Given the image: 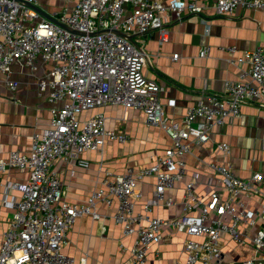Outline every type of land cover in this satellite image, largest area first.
I'll use <instances>...</instances> for the list:
<instances>
[{
    "label": "built area",
    "instance_id": "built-area-1",
    "mask_svg": "<svg viewBox=\"0 0 264 264\" xmlns=\"http://www.w3.org/2000/svg\"><path fill=\"white\" fill-rule=\"evenodd\" d=\"M37 4L38 0H0V81L15 91L13 64L36 75L39 64L50 63L51 71L38 76L37 88L54 104L50 125L30 136V153L13 152L0 159V177L11 170L29 173L27 182L4 186L20 199L12 201L15 213L3 234L0 264H76L64 248L76 220L86 214L94 220L111 218L123 226L125 236L135 237L124 264H145L149 250L165 241L166 230L187 236L186 260L176 264H264V176L256 172L241 178L228 161L197 158L208 171L212 189L207 194L197 191L198 171L185 181L187 157L194 156V147L208 144L228 119L240 116L242 107L264 108V48L241 56L229 48L228 62L239 68L238 80L225 81L222 95H205L177 123L165 115L162 87L144 75V41L129 38L156 31L160 43L167 42L169 19L164 14L177 21L186 12L202 18L203 6L194 0H75L57 17L47 19L32 7ZM214 8L218 16L241 8L264 18V0H217ZM207 56L208 49L200 52L201 58ZM178 59L174 54L172 60ZM245 64L249 69H243ZM114 105L144 112L147 125L163 130L172 145L150 167L107 174L87 205L71 204L53 167L64 162L89 168L85 153L102 152L107 140L126 142V134L106 128L101 110ZM94 110V115L82 118ZM217 148L225 158L230 156L228 144ZM148 178L156 181L152 196L136 212L143 200L139 186ZM183 182L182 214L171 219L154 216L155 208L176 204L172 192ZM115 201L118 207L112 217L97 212V204L112 207ZM225 236L235 246L249 249V256L230 258L233 251L224 250Z\"/></svg>",
    "mask_w": 264,
    "mask_h": 264
},
{
    "label": "crops",
    "instance_id": "crops-1",
    "mask_svg": "<svg viewBox=\"0 0 264 264\" xmlns=\"http://www.w3.org/2000/svg\"><path fill=\"white\" fill-rule=\"evenodd\" d=\"M193 1V0H185ZM205 8L202 19L196 14L186 12L181 21L174 17L167 25L170 34L168 41L160 43L159 33L150 32L140 38L132 35L134 41L143 40L141 47L147 55L144 75L147 79L162 87L161 104L169 120L181 123L186 110L197 105L207 94L222 95L227 80H238L240 70L228 62L229 48H236V56L264 48V18L260 12L237 9L224 16L216 15L214 5L217 0H194ZM75 0H38L34 9L41 10L54 19L66 7L73 6ZM208 49V56L200 57V52ZM174 54L179 59L173 61ZM50 63L39 64L36 75L20 64L10 68L11 79L18 84L11 91L0 81V159H8L13 152L22 155L30 153V136L35 130H42L50 125L54 104L45 94L39 95L38 76L49 73ZM243 69H249L245 64ZM106 116V128L119 134H126L124 143L107 140L102 152L89 151L83 158L89 161V168H82L71 163L57 162L53 171L63 182L66 200L75 205H87L93 190L107 174L121 175L129 169L154 165L172 141L169 136L156 126H148L144 112L114 105L101 110ZM96 111H88L82 118H89ZM226 143L231 154L225 158L217 146ZM194 156L187 157L188 177L195 171L200 173L197 191L207 194L209 186L208 171L198 163L205 161H228L234 172L241 178H248L260 172L264 176V108L244 106L240 116L228 119L221 130L216 131L211 141L205 146L192 149ZM29 179L28 172L11 170L0 177V247L3 234L12 222L15 207L14 199H20L17 192L8 193L5 185L24 183ZM155 179L148 178L140 184L143 200L136 208L152 196ZM216 184L213 180V185ZM184 182L172 192L176 204L173 207L155 208L154 216L163 219L178 217L183 212ZM115 201L112 207L97 204L96 210L102 216L112 217L117 210ZM165 241L153 246L147 255L145 264L184 263L186 256L183 249L187 236L183 233L164 232ZM135 242L134 236H125L123 226L114 220L101 218L94 220L91 215H82L76 220L68 233L66 254L74 257L76 264H124L130 257V250ZM226 252H232L230 258L242 260L249 256V249L235 246L229 236L224 238ZM123 246V247H122ZM85 259V262H83Z\"/></svg>",
    "mask_w": 264,
    "mask_h": 264
},
{
    "label": "water",
    "instance_id": "water-1",
    "mask_svg": "<svg viewBox=\"0 0 264 264\" xmlns=\"http://www.w3.org/2000/svg\"><path fill=\"white\" fill-rule=\"evenodd\" d=\"M37 10V9H36ZM43 17L47 18V19H52L51 17H49L47 14H45L44 12H42L41 10H37ZM130 40H132V38H129Z\"/></svg>",
    "mask_w": 264,
    "mask_h": 264
}]
</instances>
